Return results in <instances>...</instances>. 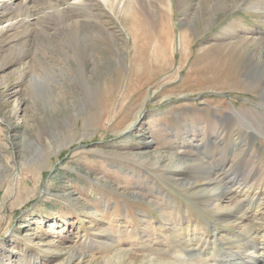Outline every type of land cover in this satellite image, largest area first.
Wrapping results in <instances>:
<instances>
[{
  "label": "rangeland",
  "instance_id": "obj_1",
  "mask_svg": "<svg viewBox=\"0 0 264 264\" xmlns=\"http://www.w3.org/2000/svg\"><path fill=\"white\" fill-rule=\"evenodd\" d=\"M84 14L85 36L55 22L0 34V264L181 256L189 238L222 263L232 228L190 183L264 188V0H97ZM131 24L151 34L145 51Z\"/></svg>",
  "mask_w": 264,
  "mask_h": 264
},
{
  "label": "bare ground",
  "instance_id": "obj_2",
  "mask_svg": "<svg viewBox=\"0 0 264 264\" xmlns=\"http://www.w3.org/2000/svg\"><path fill=\"white\" fill-rule=\"evenodd\" d=\"M95 1L97 2V0H0V24L4 21L7 22V26L0 28V34H6L10 31L18 30L22 31V33L18 32V34L28 35L33 32V26L35 25L42 23L51 24L52 22H55L61 26L62 29L64 28L68 34L76 32L77 36H85L87 33H85L84 28H95L96 26V24L93 25L92 19L84 17V11L88 10L91 12L92 6L95 5ZM107 1L110 2L112 8L118 9V7H125L127 3H132L133 0ZM136 1L141 2V0ZM181 2L184 5L187 0L185 2L181 0ZM238 2H240V0H234V4L237 5ZM167 4L168 9H171V3L167 2ZM259 4L260 3H258V5ZM131 16L137 17V13L134 11ZM130 30L133 38L136 40H139V37L144 35L145 42L143 41L144 45L142 46L145 51V47H148L147 42L150 40L147 36H151V34L147 31L142 32L143 30L140 34V31L135 30V28L132 27V24L130 25ZM157 38L158 40H166V38L169 40L167 32L165 33L163 29L157 34ZM183 38L185 39L184 36ZM250 39L255 42L259 40L252 37L245 38V40ZM186 44L187 41H185L184 45L186 46ZM90 46V41H86L87 51ZM165 48H167V46H165ZM79 49V42L77 41L75 52H79ZM143 50H140L139 52L144 57L145 54ZM84 56H86V54H84ZM80 67L81 66L78 68ZM77 71L80 79L83 80L85 72L80 69H77ZM138 73L140 72L135 69L132 70L133 75L137 76ZM157 158L158 160L155 161V164L162 165V162L164 161V163L166 162V167L168 166L170 168L198 166L196 163L197 160L196 162L191 161L190 164L188 162V165H185L177 158L171 156H166L164 158L163 154H159ZM234 181L240 182L236 179H234ZM213 184L215 183H211L205 179L194 180L190 183L197 193L203 192L204 194H207V196L205 195L204 197L205 202H210L214 213L222 215L223 221H227L229 227L232 228L230 229L228 237L223 240H218V246L220 248L217 250L220 251L222 262L220 264H264V188H259L257 196H253L248 193L246 186L243 188H236L237 190L232 192L233 195H236L235 199L232 197L231 192H228V190H225L223 193L220 192L222 185L226 184L225 181H220L221 185L219 184V186H214ZM223 198H228L229 202L227 204H223ZM162 217L165 220H168L164 213L162 214ZM176 221L177 220H175V222ZM190 221L191 220L188 219L187 223ZM183 223L185 222L180 221L179 225H182ZM146 224V226L149 227L153 226L151 222H147ZM178 230L180 231L181 236L188 234V226L178 227ZM198 241V238H189L184 244L186 251H180L181 256L167 255L165 252L157 251L156 253L144 257L134 255L131 252L128 253L127 250H124L122 247H118L119 249H117L114 254L110 255L105 260V264H146L147 261L149 264H154L153 259L155 258L159 259L158 264H211L210 260H208L209 253L203 250V247ZM178 247L179 246H176V249H178ZM82 256L79 257L78 261H83ZM68 262L72 263V260L68 258ZM77 264H79V262H77Z\"/></svg>",
  "mask_w": 264,
  "mask_h": 264
}]
</instances>
